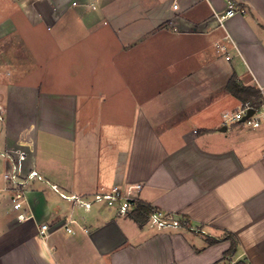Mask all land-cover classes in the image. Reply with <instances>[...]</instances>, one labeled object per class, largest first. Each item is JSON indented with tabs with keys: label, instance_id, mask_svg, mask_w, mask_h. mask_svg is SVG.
Wrapping results in <instances>:
<instances>
[{
	"label": "crops",
	"instance_id": "0c3cea01",
	"mask_svg": "<svg viewBox=\"0 0 264 264\" xmlns=\"http://www.w3.org/2000/svg\"><path fill=\"white\" fill-rule=\"evenodd\" d=\"M229 1L0 0V150L26 145L47 180L28 220L0 197V264H264V125L223 120L243 103L233 74L264 93V0H234L247 12L220 27ZM139 183L133 197L208 235L60 194Z\"/></svg>",
	"mask_w": 264,
	"mask_h": 264
},
{
	"label": "built area",
	"instance_id": "2783aa9c",
	"mask_svg": "<svg viewBox=\"0 0 264 264\" xmlns=\"http://www.w3.org/2000/svg\"><path fill=\"white\" fill-rule=\"evenodd\" d=\"M98 0H87L84 3L81 0H72V6L86 5L92 9L97 8ZM177 6V5H176ZM247 12V7L230 0L225 11L215 13L214 18L218 26H224L225 20L236 13ZM51 27H49L50 29ZM226 42L216 41V46L220 53L226 54L227 59H231L228 42L229 35H225ZM253 110L252 113L250 111ZM2 106L0 105V112ZM2 118V116H0ZM225 124L243 123L251 128H258L264 125V93L263 99L259 106H253L250 102L242 103L238 108L223 113ZM30 157L26 145L20 144L17 147H11L0 150V158L3 161V168L0 173V197L8 194L12 209L16 212L19 221H25L33 217V214L28 209L27 192L30 189L34 180L47 182L44 176L35 168L25 169V164ZM57 189L56 185H52ZM142 184L129 186L127 189L120 185H113L111 188H101L93 193L90 197H85L77 194L68 195L60 192L61 196L75 204L84 207L85 209L92 208L95 204H105L113 207L118 215H127L136 206V198L133 197V191H140ZM76 220L73 217H68L65 221V226L68 232L76 233L72 224ZM147 223L156 227L159 230L188 228L194 232L208 235V232L201 228L193 226L185 217H180L175 213L164 211L159 208H154L148 216ZM50 225L43 223L40 225L39 232L42 238L46 239L50 235Z\"/></svg>",
	"mask_w": 264,
	"mask_h": 264
},
{
	"label": "trees",
	"instance_id": "16d2710c",
	"mask_svg": "<svg viewBox=\"0 0 264 264\" xmlns=\"http://www.w3.org/2000/svg\"><path fill=\"white\" fill-rule=\"evenodd\" d=\"M226 88L232 92L235 96L242 100V102H250L253 106H259L263 99V93L261 89L256 85H244L239 80L236 74H233L229 80ZM151 204L136 200V206L132 210L131 214L133 218L141 225L145 224L148 220L149 213L154 209ZM213 242L218 238H212ZM236 240L232 239V245L227 251V255L231 256L236 252ZM232 264H249L246 259H240Z\"/></svg>",
	"mask_w": 264,
	"mask_h": 264
},
{
	"label": "water",
	"instance_id": "95a60500",
	"mask_svg": "<svg viewBox=\"0 0 264 264\" xmlns=\"http://www.w3.org/2000/svg\"><path fill=\"white\" fill-rule=\"evenodd\" d=\"M252 112H253V110L250 111V113H252Z\"/></svg>",
	"mask_w": 264,
	"mask_h": 264
},
{
	"label": "rangeland",
	"instance_id": "374dc122",
	"mask_svg": "<svg viewBox=\"0 0 264 264\" xmlns=\"http://www.w3.org/2000/svg\"><path fill=\"white\" fill-rule=\"evenodd\" d=\"M30 1V0H29ZM219 237V236H218ZM220 238H221V236H220Z\"/></svg>",
	"mask_w": 264,
	"mask_h": 264
}]
</instances>
